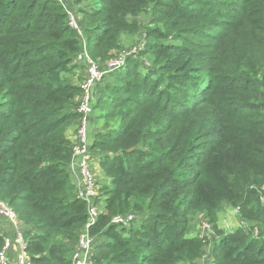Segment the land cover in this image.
<instances>
[{"label":"trees","instance_id":"trees-1","mask_svg":"<svg viewBox=\"0 0 264 264\" xmlns=\"http://www.w3.org/2000/svg\"><path fill=\"white\" fill-rule=\"evenodd\" d=\"M69 4L83 40L57 0H0V200L30 227L32 264H71L87 220L66 134L75 56L84 41L105 62L119 35L139 28L137 57L95 86L101 128L90 151L104 204L90 228L93 263L197 264L207 253L213 264H264V0ZM224 204L259 233L191 234L196 215L213 223ZM125 213L136 214L130 227L110 223Z\"/></svg>","mask_w":264,"mask_h":264},{"label":"built area","instance_id":"built-area-1","mask_svg":"<svg viewBox=\"0 0 264 264\" xmlns=\"http://www.w3.org/2000/svg\"><path fill=\"white\" fill-rule=\"evenodd\" d=\"M64 8L67 15V24L83 40L82 26L79 16L70 8L69 0H57ZM141 36V41L137 45L123 51L121 54L99 63L93 59L86 51L84 41L79 53L75 56V62L82 64V77L79 80V94L76 97L75 112L77 113L74 141L71 145V170L77 175L76 193L85 201L87 209V220L84 227L79 231L75 248L71 255V264H94L93 245L95 236L91 234L90 228L95 224L99 214L103 211V199L98 193V183L93 169V154L90 151L89 121L93 113V106L96 100L94 94L95 86L110 71L122 67L130 57H137L139 51L146 43V35ZM144 65H149L144 59ZM261 205L264 211V184L261 186ZM238 211V207H235ZM0 217L10 225L13 230L12 237H3L0 246V264H32L28 255L24 251V240L22 236L21 222L14 209L6 202L0 200ZM135 213L115 214L111 217L110 223L121 227H130L135 220ZM241 227H252V234L256 236L259 228L256 224L249 225L242 220ZM213 234L212 227L208 219L202 215L197 236Z\"/></svg>","mask_w":264,"mask_h":264},{"label":"rangeland","instance_id":"rangeland-1","mask_svg":"<svg viewBox=\"0 0 264 264\" xmlns=\"http://www.w3.org/2000/svg\"><path fill=\"white\" fill-rule=\"evenodd\" d=\"M74 6L76 7L75 3H74ZM144 31H145L144 29L139 28L137 31H134V32H123V33H121L118 37V48L111 50L110 53L112 56L110 58L115 57V56L121 54L123 51H125V50L127 51L128 49L137 45L138 42L141 41V36H144L143 35V33L145 34ZM110 58H108V59H110ZM101 63H104V62H101ZM78 71H81V68H78ZM73 81L76 84L79 83V81H77V79L75 77H73ZM101 181H103V180H101ZM97 183L99 184L100 182H98V180H97ZM204 213L206 215L203 213L196 215L194 221L192 222V233L191 234L195 235L196 231L199 229L200 219H201L202 215H204L208 220H210V216L206 212H204ZM214 218H215V220L213 223L209 222L210 225H217V227L223 229L224 232H230V231L235 230V227L240 225L242 222V219L240 218L238 211H236L235 207L230 205V204H224L221 208H219L215 212ZM101 239H104V238L101 237ZM203 255H207V253H205ZM207 264H212L211 259L208 260Z\"/></svg>","mask_w":264,"mask_h":264},{"label":"crops","instance_id":"crops-1","mask_svg":"<svg viewBox=\"0 0 264 264\" xmlns=\"http://www.w3.org/2000/svg\"><path fill=\"white\" fill-rule=\"evenodd\" d=\"M74 77L77 79V81H79L82 77V69H81V71H78V69H77L75 71ZM94 94H95V96H97V90L96 89H94ZM94 114H95V111L91 115L90 121H89V138L90 139H92L93 135L97 131H99V129L101 128V121H100V119H96ZM75 127H76V122H74L66 131V134H67V137H68L70 144L75 139V136H74ZM93 169L95 172L96 180H98V182L101 183L102 182L101 180H103V177L101 176L99 168H98L97 164H95V162L93 163ZM72 180H73V183L76 185L77 184V175L72 174ZM238 226H240V225H238ZM237 227H235V228H237ZM21 229L28 230V229H30V227L27 225H23V226H21ZM0 235H2L3 237H12L13 236L12 228L1 217H0ZM209 259H210V257L208 256V254L202 255L201 258L198 260L197 264H205V263L207 264Z\"/></svg>","mask_w":264,"mask_h":264}]
</instances>
